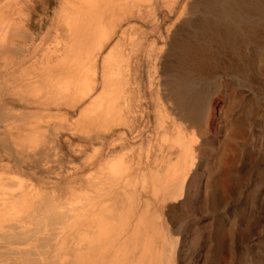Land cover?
Returning <instances> with one entry per match:
<instances>
[{
  "label": "bare ground",
  "instance_id": "6f19581e",
  "mask_svg": "<svg viewBox=\"0 0 264 264\" xmlns=\"http://www.w3.org/2000/svg\"><path fill=\"white\" fill-rule=\"evenodd\" d=\"M178 2L58 0L35 45L30 34L28 44L16 43L9 51L10 41L23 42L28 34L29 14L24 0H0L2 83L19 103L33 104V126L25 124L31 132L27 139L52 127L89 142L102 139L105 145L91 152L82 149L81 167L68 168L60 192L53 183L39 186L6 169L0 172V264H164L170 243L160 211L183 198L178 193L191 152L157 100L154 135L142 149L133 145L140 138L133 110L140 96L135 100L129 69L147 38L139 23H151L154 8ZM51 31L52 44L43 50ZM167 105L174 115V107ZM128 141L132 146L125 148ZM16 152L33 157L51 153L35 146ZM79 172L82 176L75 180Z\"/></svg>",
  "mask_w": 264,
  "mask_h": 264
},
{
  "label": "rangeland",
  "instance_id": "374dc122",
  "mask_svg": "<svg viewBox=\"0 0 264 264\" xmlns=\"http://www.w3.org/2000/svg\"><path fill=\"white\" fill-rule=\"evenodd\" d=\"M24 1L28 34L23 42L10 41L9 51L16 43L28 44L30 34L35 45L58 6V0ZM170 5L154 8L151 23H139L147 38L129 69L135 100L140 96L138 111L133 104L140 138L133 145L142 149L154 135L158 101L191 152L178 193L183 198L160 211L170 243L163 262L264 264V0H179L171 5L173 12ZM52 33L43 50L52 44ZM2 81L0 70V172L6 169L39 186L53 183L60 192L68 168L81 167L82 149H105L103 140L89 142L52 127L27 139L31 132L25 124L33 126V104L19 103ZM33 146L51 153L33 157L16 152ZM81 176L79 172L74 179Z\"/></svg>",
  "mask_w": 264,
  "mask_h": 264
}]
</instances>
